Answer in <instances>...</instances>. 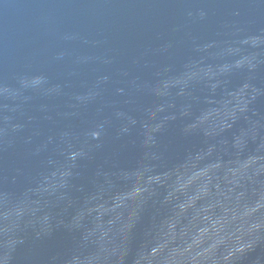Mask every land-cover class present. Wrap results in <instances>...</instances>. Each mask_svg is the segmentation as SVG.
Returning <instances> with one entry per match:
<instances>
[{
  "label": "water",
  "instance_id": "water-1",
  "mask_svg": "<svg viewBox=\"0 0 264 264\" xmlns=\"http://www.w3.org/2000/svg\"><path fill=\"white\" fill-rule=\"evenodd\" d=\"M261 137L264 0H0V221Z\"/></svg>",
  "mask_w": 264,
  "mask_h": 264
}]
</instances>
